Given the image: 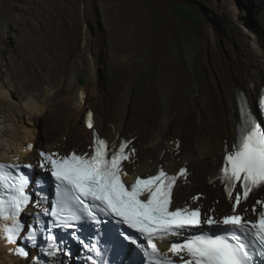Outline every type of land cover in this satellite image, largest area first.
<instances>
[{"label":"bare ground","instance_id":"6f19581e","mask_svg":"<svg viewBox=\"0 0 264 264\" xmlns=\"http://www.w3.org/2000/svg\"><path fill=\"white\" fill-rule=\"evenodd\" d=\"M259 4L264 16V0ZM145 20L144 15L135 18L139 25ZM82 22L80 0H0V82H7L2 72L7 66L15 85L12 93L0 89V116L5 117L0 121L5 123L0 126V161L32 162L40 181L51 169L41 152H91L93 128H98L110 144L130 141L129 147L136 148L134 163L125 162L127 180L160 166L171 172L185 166L187 178L178 183L175 204L200 205L218 217L232 212L220 168L237 137L242 91L254 109L264 85V40L258 46L242 42L235 47L229 38L223 44L214 33L211 42L202 40L196 48L165 37L156 47L141 49L135 40L129 42L131 28L125 21L126 31L112 48L113 72L106 84L91 89L95 76L81 49ZM183 32V27L174 26L172 38ZM126 48L130 52L124 56ZM155 50L157 62L150 58ZM123 56L126 71H119ZM145 67L151 68L141 80L145 89L136 94L141 108L130 114L133 80ZM29 93L40 98L47 93L46 101H24ZM89 113L92 129L87 126ZM25 114L44 116L49 127L44 142H37V133L24 126ZM198 189L203 196L195 202ZM263 190H254L242 203L252 217L256 215L249 207L255 205L257 214L260 204L255 199ZM25 214L31 217V209ZM172 241L162 243L169 248ZM18 249L0 223V264H67V258L49 246L37 247L28 256L19 255Z\"/></svg>","mask_w":264,"mask_h":264},{"label":"snow or ice","instance_id":"6c2138e0","mask_svg":"<svg viewBox=\"0 0 264 264\" xmlns=\"http://www.w3.org/2000/svg\"><path fill=\"white\" fill-rule=\"evenodd\" d=\"M261 105L264 106V99ZM87 126L93 128L91 113L87 117ZM129 144L130 141L110 144L94 133L91 152L40 153L51 166V175L57 182L55 207L51 211L44 209L45 215L55 218L53 227L73 228V221L87 217L99 224L101 221L94 211L98 209L119 218V223L139 233L146 244L145 254L154 264H254V257L247 251L248 237H251V245L259 250V256L264 258V201H256L261 208L255 219L242 214L247 209L241 203L247 201L254 190L264 189V126L243 106L237 137L220 168L228 198L232 201V212L222 218L207 214L214 210H205L202 219L198 205L174 203V189L179 179L186 180V168L170 174L160 166L126 182L124 177L129 175V170L125 162L133 164L136 152ZM27 147L30 149L32 145ZM20 167L18 164H0V219L11 221L10 225L5 223L4 230L8 241L13 243L18 238H25L20 236L24 226L18 217L22 206L29 201L25 193L29 180L19 172ZM238 183L242 194L236 189ZM192 200H199V197L193 196ZM253 211L256 212L255 205ZM85 213L87 217H84ZM205 226L211 231H206ZM172 237H184L180 242H170L168 248L179 258L178 262L162 255L155 242ZM26 239L35 241L36 232H28ZM54 239L47 237L48 241ZM18 254L29 255L24 248H19ZM259 264H264V259Z\"/></svg>","mask_w":264,"mask_h":264},{"label":"rangeland","instance_id":"374dc122","mask_svg":"<svg viewBox=\"0 0 264 264\" xmlns=\"http://www.w3.org/2000/svg\"><path fill=\"white\" fill-rule=\"evenodd\" d=\"M173 2L189 5L198 14L201 22L197 24L189 19H181L171 7ZM80 7L83 21L81 49L83 48L82 50L87 53L95 76V80L91 83V89H97L103 83L106 84L108 76L113 72L112 63L116 58L112 56V48L114 45L116 47V38H119L120 33L126 31L125 21L131 28L129 42L135 40V44H139L141 49H152L160 42L159 39L163 40L165 37L175 40L181 46L190 44L196 48L200 46L199 42L202 40L211 42L214 33L221 38L223 44H225L224 39L229 38L235 47H239L242 42L258 46L257 44L260 45L264 40V24L262 23L264 16L261 15L259 0H125V2L123 0H80ZM108 7L111 8L108 9ZM142 15L146 17V20L142 25H139L135 18ZM174 26L183 27L184 32L172 38L171 30ZM127 43L128 41L125 42V45ZM129 52V49L126 48L124 56ZM124 56L120 58L119 71H126ZM150 58L153 62L159 60L156 56V50L150 52ZM150 69V67H145L133 80V95L128 103L130 114H134L138 108H141L136 94L139 88L145 89L141 85V80ZM7 70V66H2L4 79L7 82H5L6 84L0 82V89H6L8 93H12L15 85L7 74ZM35 94L29 93L23 97V100L46 101L47 93L41 98ZM13 99L20 104L21 100L16 95ZM150 102L152 100L147 101V103ZM144 103H146V99ZM145 112L148 114L149 109L145 108ZM1 116L0 121L5 119L4 115ZM27 117L26 114L23 115L24 126L29 130L31 129L33 133H37L39 137V139H36L37 142L38 140L44 142L49 128L44 116ZM17 120H19V117ZM10 122L12 124V121ZM18 123L21 124L22 122L19 121ZM0 126H5V123L0 122ZM132 147L133 145L129 148ZM74 151L79 152V150ZM196 191H198L197 193H203L199 189ZM229 207L230 204H227L226 208L229 209Z\"/></svg>","mask_w":264,"mask_h":264},{"label":"clouds","instance_id":"9594fccd","mask_svg":"<svg viewBox=\"0 0 264 264\" xmlns=\"http://www.w3.org/2000/svg\"><path fill=\"white\" fill-rule=\"evenodd\" d=\"M242 95H243V102L240 103L239 108H238L239 109V114H240V119H239V121L237 123V128H239L240 122H241V108H242V106H243V108L246 111H248L251 114L252 118L256 122L261 123L262 126H264V106L261 105V100L264 99V85L261 87L260 94H259V98H256V102L255 103L257 104V110H255V108L254 109L251 108L249 106V104L246 102V97H245V94H244L243 91H242ZM225 189L227 190V186L225 187ZM236 189L239 190L241 192V194H242V188H241V185L239 183L236 185ZM235 194H236V192L234 191L233 195H235ZM251 195H252V193H250L249 197ZM255 200H257V201H264V190L261 193V195L259 197H257ZM244 202L245 201H242L241 203H244ZM253 207H254V205H250L249 208L256 215V212L253 211ZM255 208H256V206H255ZM260 208H261V205H260ZM236 211H239V210L237 209ZM229 213H231V212H229ZM229 213H227V214H229ZM242 214L245 215L246 218H252V219H255L256 218L255 216L252 217V215L250 214V212L248 211V209H247L246 212H244ZM258 259H259V261L262 260L261 257L259 256V254H258Z\"/></svg>","mask_w":264,"mask_h":264},{"label":"water","instance_id":"95a60500","mask_svg":"<svg viewBox=\"0 0 264 264\" xmlns=\"http://www.w3.org/2000/svg\"><path fill=\"white\" fill-rule=\"evenodd\" d=\"M171 7L175 14L179 16L181 19H189L191 22H195L199 24L201 22L200 17L195 12L193 8H191L189 5L180 3V2H173L171 4ZM83 82V79L81 80ZM255 110H257V104L255 103Z\"/></svg>","mask_w":264,"mask_h":264}]
</instances>
